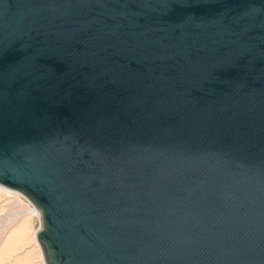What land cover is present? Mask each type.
Returning a JSON list of instances; mask_svg holds the SVG:
<instances>
[{
    "label": "water",
    "instance_id": "1",
    "mask_svg": "<svg viewBox=\"0 0 264 264\" xmlns=\"http://www.w3.org/2000/svg\"><path fill=\"white\" fill-rule=\"evenodd\" d=\"M0 185L44 264H264V0H0Z\"/></svg>",
    "mask_w": 264,
    "mask_h": 264
},
{
    "label": "rangeland",
    "instance_id": "2",
    "mask_svg": "<svg viewBox=\"0 0 264 264\" xmlns=\"http://www.w3.org/2000/svg\"><path fill=\"white\" fill-rule=\"evenodd\" d=\"M34 203L20 192L0 185V264H44L35 239L39 214H30Z\"/></svg>",
    "mask_w": 264,
    "mask_h": 264
},
{
    "label": "bare ground",
    "instance_id": "3",
    "mask_svg": "<svg viewBox=\"0 0 264 264\" xmlns=\"http://www.w3.org/2000/svg\"><path fill=\"white\" fill-rule=\"evenodd\" d=\"M5 188V187H4ZM7 189V188H6ZM29 209V213L32 215V214H37L38 213V211H37V209H34V208H32V207H28Z\"/></svg>",
    "mask_w": 264,
    "mask_h": 264
}]
</instances>
